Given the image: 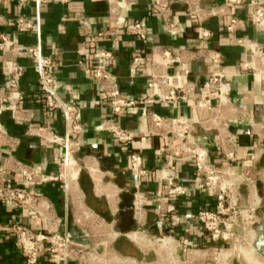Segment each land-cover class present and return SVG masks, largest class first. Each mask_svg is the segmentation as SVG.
Returning <instances> with one entry per match:
<instances>
[{"label": "crops", "instance_id": "1", "mask_svg": "<svg viewBox=\"0 0 264 264\" xmlns=\"http://www.w3.org/2000/svg\"><path fill=\"white\" fill-rule=\"evenodd\" d=\"M172 1L170 14L177 22L176 32H170L165 28L157 7L151 0H116L119 7L116 18L119 33L115 37L93 45L86 43L84 29L80 26L79 19H86L93 32L103 30L109 20L107 0H69L68 2L44 0L41 4L31 2L26 6H20L15 1L0 3V13L5 19V23L0 28L18 46L40 44L42 52L56 61L57 76L62 85L61 97L72 100L81 110V121L85 131L80 139L82 148L76 153L75 159L83 165L84 171L69 192H64L56 184H50L43 189L45 197L54 205L58 216L62 218L63 229L69 231L75 240L80 238L79 235L83 232V229L81 227L80 230L77 229L75 224L85 222L88 216L93 220L95 218V223L99 222L101 226L104 223L114 224L115 232L108 233L112 237L119 238L123 235L127 240L141 245L151 244V240H147L148 234L161 233L164 230L163 223L158 220L157 208L154 204L146 205L140 211L134 207V180L128 157L131 152L142 153L144 162L149 168L156 169L168 165L175 170L179 181L192 183L195 174L192 161L168 160L159 153L167 140L149 131L147 122L142 117L145 112L154 110L160 114L184 117L192 121L193 140L206 146L210 151V159L217 165H222L218 128L207 129L202 126L198 120L200 111L186 96L172 106L164 105L157 100L153 106L143 109L141 106L129 108L119 115L117 117L119 123L136 134L127 146L115 144L111 135L99 131L102 121L109 115V109L107 105L99 104V101L104 100L105 94L99 85L89 79L80 64L85 51L89 49H107L114 52L115 59L107 63L118 76L122 93L139 100L150 96L151 91L147 87L146 71L139 69L133 73L130 70L132 56L143 53L149 59L163 61L164 57L154 55L153 51L156 48L169 51L174 58L167 65L171 83L176 87L181 86L183 83L181 74L188 69L189 81L201 87L203 99L211 107L207 114L215 115L219 99L216 93L210 92L205 86V75L212 67L207 58L198 54L197 22L188 16L187 5L183 0ZM261 3L264 7V0ZM227 4L228 0H204V6L212 9ZM248 10L247 5L234 9L235 15L241 20L239 28L234 33L226 30L221 18L210 17L205 21V26L213 34L209 41L210 48L222 56L221 69L229 74L230 80L228 104L223 109L221 123L237 135L242 155L251 153L257 138L251 127L250 117L261 125L264 135V84L259 76L240 72L238 65L244 57V49L232 42L235 37H246L258 42L264 49V29L250 22ZM20 16L31 22L34 29L28 32L18 29L14 20ZM136 20H143L147 26L146 41H140L127 26L129 22ZM13 59L18 60L25 67V73L19 84L27 99L24 103L27 112L32 113L34 122L50 124L63 134L65 124L61 115L42 114L29 102L38 92L37 75L31 63L24 57L17 58L0 51V98L4 95L3 85L6 79L2 67L4 62ZM66 87H72L77 93L76 96L70 97ZM0 124L8 138H11L6 139L7 143L0 146V165H4L13 155L44 172L51 173L56 170L57 164L64 155L61 147L48 148L39 139L28 136L27 126L16 125L7 107H4ZM14 140L19 141V144L12 146ZM171 140L172 138L168 139ZM259 166L264 168V155ZM4 179L9 183L16 180L11 173H5ZM138 183L150 199H154L162 187L158 180H139ZM214 204L212 191L198 194L191 188L188 195L178 202L183 214L180 233L201 241L203 230L193 212L199 207L211 209ZM0 219L4 222L12 220L30 226L35 231H42L38 216L10 203L0 201ZM139 227L145 234L143 236L137 234L142 238L141 240L132 237L136 234H131L132 231L140 229ZM103 232L102 229L98 230L96 235H102ZM46 246V243H43V248L46 249ZM119 247L122 256L134 257L135 253L129 250L128 243H121ZM0 254L10 257L13 260L12 264L23 263L22 256L14 247L10 235L0 238ZM130 263L136 262L130 261Z\"/></svg>", "mask_w": 264, "mask_h": 264}, {"label": "built area", "instance_id": "2", "mask_svg": "<svg viewBox=\"0 0 264 264\" xmlns=\"http://www.w3.org/2000/svg\"><path fill=\"white\" fill-rule=\"evenodd\" d=\"M15 1L20 6L31 2L41 4L44 0H0L4 4ZM68 2L69 0H60ZM109 4L108 24L99 31L93 32L86 19H79L84 29L86 43L93 45L97 42L115 37L119 33L116 18L119 7L116 0H107ZM157 7L165 28L170 32L177 31V22L170 14L172 0H151ZM187 5V14L198 25V54L205 57L211 64V70L205 75L206 88L218 95L219 102L215 115H208L211 107L203 99L201 87L189 81L190 71L181 74L183 83L176 87L170 81L167 72L168 63L174 58L167 50L156 48L154 55L163 56L165 60L149 59L143 53L132 56L130 70L134 73L144 69L147 75V87L150 96L144 99H132L122 93L118 76L114 73L108 61L115 59L111 50L97 49L85 51L80 64L87 72L91 81L99 85L105 98L99 104L107 105L109 115L102 121L99 131L112 136L115 144L127 146L136 134L124 128L117 117L129 108L155 105L161 101L164 105L172 106L186 96L200 111L199 123L205 128L216 127L219 130V150L222 154V165H217L210 159L209 149L193 140L194 123L184 117H171L154 110L145 112L142 117L146 120L148 129L153 134L165 138L166 144L159 153L168 160L188 159L194 167L192 183L179 181L175 170L165 165L156 169L146 166L140 152L129 153V168L134 180V207L140 211L144 206L154 204L159 222L163 223V236L159 241H169L167 249L181 247L190 259L205 258L208 253L218 255L221 260H227L232 251L241 252V241L253 236L258 222L259 206L262 199L259 187L264 188V168L259 166L264 155L262 127L251 119V127L256 135L250 154L242 155L236 134L230 132L221 123L224 107L228 104L230 93L229 74L222 71V56L210 48L209 41L212 32L205 26L210 17L221 18L228 32L234 33L240 26L241 20L235 15L238 6L249 7L250 22L264 29V7L262 0H228L227 5L219 8H207L204 0H183ZM5 23L0 13V26ZM14 23L18 29L28 32L34 29L31 22L23 16L17 17ZM128 28L140 41L147 40V26L143 20L128 23ZM232 42L244 49V57L239 63L240 72L257 75L264 84V49L256 41L246 37H235ZM0 51L14 57H24L28 60L37 75L38 92L29 101L42 114H59L65 124L62 134L46 123L33 121L31 112H27L24 103L27 102L19 81L25 73V67L18 60L4 62L2 67L6 79L3 85L4 95L0 98V117L4 107L8 108L10 117L16 125H26V134L39 139L45 147H61L64 155L57 164L54 172L48 173L35 165L26 163L11 155L4 165H0V201L17 206L21 210L33 212L41 221L42 231H35L30 226L19 222H4L0 219V238L10 235L14 247L19 250L22 264H69L76 254L73 235L63 229V220L58 216L54 205L45 197L43 189L56 184L64 192H69L77 182L82 171L80 163L75 159L76 153L82 148L81 136L85 127L81 121V110L72 101L65 100L60 95L61 83L57 76L56 61L42 52L40 44L18 46L14 40L0 28ZM70 97L76 96L72 87H66ZM203 112V113H202ZM206 114H205V113ZM172 138L171 141H168ZM8 135L0 124V146L7 143ZM19 144L14 140L12 146ZM5 173H11L15 179L7 182ZM139 180H158L161 189L154 199H150ZM200 194L212 191L215 198L213 208L199 207L193 212L195 219L203 230L201 241L192 239L180 233L183 214L178 202L185 198L190 189ZM242 234H244L242 236ZM46 243V249L43 248ZM45 258V259H44Z\"/></svg>", "mask_w": 264, "mask_h": 264}, {"label": "rangeland", "instance_id": "3", "mask_svg": "<svg viewBox=\"0 0 264 264\" xmlns=\"http://www.w3.org/2000/svg\"><path fill=\"white\" fill-rule=\"evenodd\" d=\"M80 165L82 171L78 175V178L84 171L83 165ZM259 195L262 199L259 206L261 215L258 217L259 219L256 226L260 223L261 219H264V188H262V186L259 187ZM76 219L77 218H75V220ZM75 225H77L75 227L79 230V227H81L83 232L79 235L80 238L75 240L78 247H76V254L69 264H131L130 261H135V264H253L255 261L264 264V256L257 253L254 247L257 236L256 226L252 239L249 237L241 241L242 249H254V253L250 256V259L241 252L232 251L231 256L223 261L221 257L211 253H208L205 258L190 259L186 256L181 247H172L171 249L162 248V243L159 239L163 236H161L160 233L148 234L147 240H151V244L141 245L134 241L127 240L123 235L119 236V238L112 237L110 234L115 232L114 224L108 225L104 223V225L101 226L99 222L95 223V218L93 220L89 218V216L85 222L82 221ZM136 226H139V224H136ZM139 228L140 229L132 231L131 234H138L140 236L145 235L141 230L142 228ZM101 229L104 231L102 235H96V231H101ZM243 235L244 234H242V236ZM121 243L129 244V250L135 253L134 257L121 255V251L118 249Z\"/></svg>", "mask_w": 264, "mask_h": 264}, {"label": "water", "instance_id": "4", "mask_svg": "<svg viewBox=\"0 0 264 264\" xmlns=\"http://www.w3.org/2000/svg\"><path fill=\"white\" fill-rule=\"evenodd\" d=\"M257 236L254 247L257 253L264 256V219L256 226Z\"/></svg>", "mask_w": 264, "mask_h": 264}, {"label": "bare ground", "instance_id": "5", "mask_svg": "<svg viewBox=\"0 0 264 264\" xmlns=\"http://www.w3.org/2000/svg\"><path fill=\"white\" fill-rule=\"evenodd\" d=\"M132 237L137 239V240H141L142 239L137 234L133 235ZM161 246H162V248H167L168 240H164ZM241 253H243L244 256H246V257H248L250 259V256L254 253V249L253 248H251V249L250 248L249 249H246V248L245 249H241ZM253 264H261V263L255 261Z\"/></svg>", "mask_w": 264, "mask_h": 264}, {"label": "trees", "instance_id": "6", "mask_svg": "<svg viewBox=\"0 0 264 264\" xmlns=\"http://www.w3.org/2000/svg\"><path fill=\"white\" fill-rule=\"evenodd\" d=\"M13 260L10 257H4L0 254V264H12Z\"/></svg>", "mask_w": 264, "mask_h": 264}, {"label": "flooded vegetation", "instance_id": "7", "mask_svg": "<svg viewBox=\"0 0 264 264\" xmlns=\"http://www.w3.org/2000/svg\"><path fill=\"white\" fill-rule=\"evenodd\" d=\"M258 215H261V211L258 212ZM261 220H263V219H261Z\"/></svg>", "mask_w": 264, "mask_h": 264}]
</instances>
